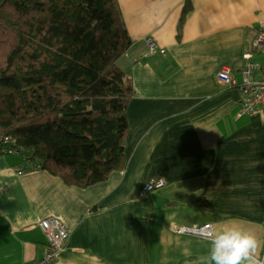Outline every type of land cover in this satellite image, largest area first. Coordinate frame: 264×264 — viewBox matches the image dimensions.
Returning a JSON list of instances; mask_svg holds the SVG:
<instances>
[{
    "label": "crops",
    "instance_id": "obj_1",
    "mask_svg": "<svg viewBox=\"0 0 264 264\" xmlns=\"http://www.w3.org/2000/svg\"><path fill=\"white\" fill-rule=\"evenodd\" d=\"M132 45L124 165L79 187L0 153V264H33L46 253L37 222L61 219L69 238L51 264H258L264 262V122L239 115L242 80L264 0H119ZM153 36L164 55L135 61ZM30 156L25 161L26 156ZM152 178L164 187L141 195ZM211 223L215 238L178 232ZM220 241L232 246L224 248Z\"/></svg>",
    "mask_w": 264,
    "mask_h": 264
},
{
    "label": "trees",
    "instance_id": "obj_2",
    "mask_svg": "<svg viewBox=\"0 0 264 264\" xmlns=\"http://www.w3.org/2000/svg\"><path fill=\"white\" fill-rule=\"evenodd\" d=\"M132 42L119 0H0V143L17 148L4 153L79 187L121 168Z\"/></svg>",
    "mask_w": 264,
    "mask_h": 264
},
{
    "label": "built area",
    "instance_id": "obj_3",
    "mask_svg": "<svg viewBox=\"0 0 264 264\" xmlns=\"http://www.w3.org/2000/svg\"><path fill=\"white\" fill-rule=\"evenodd\" d=\"M144 44V52L136 55L134 57L135 61L166 53V49L151 35L144 37ZM253 53L264 55V25L255 31L254 38L251 41V52L247 57L250 58ZM126 55H128V51ZM218 80L226 87L237 88L239 90V115H254L259 113L264 122V58L262 60L248 61L242 70V80L240 81L234 79L231 69L227 66L218 72ZM1 141V153L16 151L17 148L10 146L13 142L9 136L4 137ZM165 184L166 180L163 178H152L144 185L140 194L144 195L153 192L156 189L164 187ZM37 225L45 232L48 242L44 257L33 264H51L64 248L69 238V230L66 224L55 216L45 217L39 220ZM213 229L211 223H206L203 225L195 224L192 227L180 226L177 231L213 239L215 238ZM221 243L225 249L232 246L228 242L222 241ZM257 263L264 264L260 260Z\"/></svg>",
    "mask_w": 264,
    "mask_h": 264
},
{
    "label": "bare ground",
    "instance_id": "obj_4",
    "mask_svg": "<svg viewBox=\"0 0 264 264\" xmlns=\"http://www.w3.org/2000/svg\"><path fill=\"white\" fill-rule=\"evenodd\" d=\"M213 232H214V229H213ZM215 236V235H214ZM222 242V241H221ZM224 242H226V241H224ZM229 243V242H228Z\"/></svg>",
    "mask_w": 264,
    "mask_h": 264
},
{
    "label": "rangeland",
    "instance_id": "obj_5",
    "mask_svg": "<svg viewBox=\"0 0 264 264\" xmlns=\"http://www.w3.org/2000/svg\"><path fill=\"white\" fill-rule=\"evenodd\" d=\"M187 227H192V226H187Z\"/></svg>",
    "mask_w": 264,
    "mask_h": 264
}]
</instances>
